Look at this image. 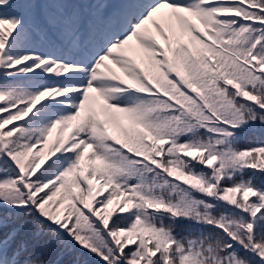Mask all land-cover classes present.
<instances>
[{"label": "snow or ice", "instance_id": "6c2138e0", "mask_svg": "<svg viewBox=\"0 0 264 264\" xmlns=\"http://www.w3.org/2000/svg\"><path fill=\"white\" fill-rule=\"evenodd\" d=\"M0 264H264V0H0Z\"/></svg>", "mask_w": 264, "mask_h": 264}]
</instances>
